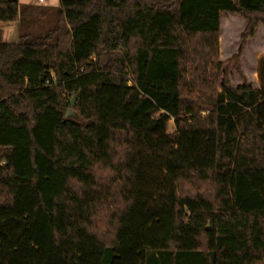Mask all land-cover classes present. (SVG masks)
<instances>
[{"label": "trees", "instance_id": "trees-1", "mask_svg": "<svg viewBox=\"0 0 264 264\" xmlns=\"http://www.w3.org/2000/svg\"><path fill=\"white\" fill-rule=\"evenodd\" d=\"M259 25L264 0H58L42 35L0 30V264H264Z\"/></svg>", "mask_w": 264, "mask_h": 264}, {"label": "rangeland", "instance_id": "rangeland-1", "mask_svg": "<svg viewBox=\"0 0 264 264\" xmlns=\"http://www.w3.org/2000/svg\"><path fill=\"white\" fill-rule=\"evenodd\" d=\"M19 12L18 18L14 22H0V30L7 33L9 40H15L19 36L31 34L42 35L55 23L56 8L58 0H17ZM245 26L243 19L228 14L220 15L219 31V57L225 61L237 52L240 33ZM222 38V39H221ZM264 53V26L259 25L255 31V36L248 40L244 56L240 62L241 69L253 87H258L256 78V62ZM229 73V87L234 88L240 83L239 78L231 71ZM73 97V96H72ZM72 97H69V101ZM76 100V98H75ZM71 110L68 117L78 119L73 106L66 108ZM65 112V116H66ZM173 130V125H168V131Z\"/></svg>", "mask_w": 264, "mask_h": 264}, {"label": "water", "instance_id": "water-1", "mask_svg": "<svg viewBox=\"0 0 264 264\" xmlns=\"http://www.w3.org/2000/svg\"><path fill=\"white\" fill-rule=\"evenodd\" d=\"M9 2H13V1H15V0H8ZM75 96H73L71 99H70V107H72L73 105H74V103H75ZM72 112H71V110L70 109H68L67 110V112H66V117H68L70 114H71Z\"/></svg>", "mask_w": 264, "mask_h": 264}, {"label": "built area", "instance_id": "built-area-1", "mask_svg": "<svg viewBox=\"0 0 264 264\" xmlns=\"http://www.w3.org/2000/svg\"><path fill=\"white\" fill-rule=\"evenodd\" d=\"M39 2H42V0H39Z\"/></svg>", "mask_w": 264, "mask_h": 264}]
</instances>
